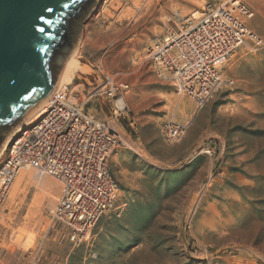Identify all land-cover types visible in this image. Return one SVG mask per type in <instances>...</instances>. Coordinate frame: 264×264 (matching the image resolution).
Returning a JSON list of instances; mask_svg holds the SVG:
<instances>
[{"label":"rangeland","instance_id":"obj_1","mask_svg":"<svg viewBox=\"0 0 264 264\" xmlns=\"http://www.w3.org/2000/svg\"><path fill=\"white\" fill-rule=\"evenodd\" d=\"M217 1L103 0L83 26L81 69L67 99L129 142L109 160L115 207L91 242L74 247L52 223L49 191L26 187L2 206L0 264H264V48H240L223 68L235 84L200 110L157 78L148 56L188 16ZM245 2L254 13L248 25L264 38V0ZM105 75L129 85L128 113L97 94ZM77 85L79 94L70 96ZM172 121L186 126L174 144L163 134ZM49 179L59 198L61 185ZM35 194L45 201L31 217Z\"/></svg>","mask_w":264,"mask_h":264},{"label":"built area","instance_id":"obj_2","mask_svg":"<svg viewBox=\"0 0 264 264\" xmlns=\"http://www.w3.org/2000/svg\"><path fill=\"white\" fill-rule=\"evenodd\" d=\"M253 17L245 0H218L207 4L198 16L191 14L150 48L148 56L157 78L188 96L197 110L202 109L220 88L235 84L223 78L231 57L245 46L252 51L264 47V38L248 25ZM79 86L70 96L79 94ZM67 90L8 148L0 164V213L21 169L34 168L61 185L52 223L61 227V239L80 247L91 242L100 219L115 207L118 185L109 160L129 142L108 123L86 113L82 105L71 104ZM129 91L128 84L105 75L97 94L112 100L115 112L126 114L127 106L119 109L117 102ZM185 132V125L173 121L163 129L171 144Z\"/></svg>","mask_w":264,"mask_h":264},{"label":"water","instance_id":"obj_3","mask_svg":"<svg viewBox=\"0 0 264 264\" xmlns=\"http://www.w3.org/2000/svg\"><path fill=\"white\" fill-rule=\"evenodd\" d=\"M102 2L0 0V147L56 86Z\"/></svg>","mask_w":264,"mask_h":264},{"label":"bare ground","instance_id":"obj_4","mask_svg":"<svg viewBox=\"0 0 264 264\" xmlns=\"http://www.w3.org/2000/svg\"><path fill=\"white\" fill-rule=\"evenodd\" d=\"M195 15L198 16L199 12H196ZM82 30L84 33L83 28ZM83 33L82 35H80L79 43L76 46L75 50L73 51V53L70 55V57L64 64L60 72L59 79H58L56 86L50 91V93L41 101V103L30 113V115L17 127V129L11 134V136L0 147V157L10 147V145L16 141V139L19 137V135L23 132L25 128L31 127L37 121L40 120L41 116L47 112L48 106L52 103V100L58 94H61V93L63 94L64 92H66V90L68 89V86L71 85V78L73 76V72L75 70L81 69V63H78V59L80 57V53H81L80 50H81V46H82L83 39H84ZM124 106H126L125 99L117 102V107L119 109H123ZM49 177L51 176L42 175L39 172H37L34 168H29V167L22 168L19 174L15 177L14 181L12 182L10 186L11 188L9 189V192L6 198L8 197L9 202L12 203L16 200L18 193L22 191V189H25L26 187H29L32 185H37L38 187H42V188L44 187V189H47V191H49V200H47L48 201L47 206L50 207V211H51V209L53 210L54 206H56L57 204L58 196L56 192L57 185L52 184ZM44 201H45V194L44 195L35 194L33 206H30V216L31 217H33L32 211H34V213L36 214V211L42 208ZM28 220H31V218L29 217ZM27 224L30 225V222H28Z\"/></svg>","mask_w":264,"mask_h":264},{"label":"snow or ice","instance_id":"obj_5","mask_svg":"<svg viewBox=\"0 0 264 264\" xmlns=\"http://www.w3.org/2000/svg\"><path fill=\"white\" fill-rule=\"evenodd\" d=\"M51 10H52L51 8L48 9V11H51Z\"/></svg>","mask_w":264,"mask_h":264}]
</instances>
